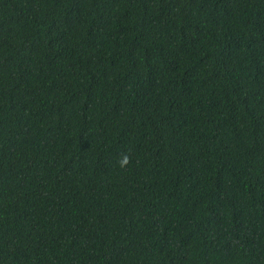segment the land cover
I'll use <instances>...</instances> for the list:
<instances>
[{
	"label": "trees",
	"instance_id": "obj_1",
	"mask_svg": "<svg viewBox=\"0 0 264 264\" xmlns=\"http://www.w3.org/2000/svg\"><path fill=\"white\" fill-rule=\"evenodd\" d=\"M0 264H264V0H0Z\"/></svg>",
	"mask_w": 264,
	"mask_h": 264
},
{
	"label": "clouds",
	"instance_id": "obj_2",
	"mask_svg": "<svg viewBox=\"0 0 264 264\" xmlns=\"http://www.w3.org/2000/svg\"><path fill=\"white\" fill-rule=\"evenodd\" d=\"M129 157L127 156V155H125L124 156V159H123V161H122V163H121V166L123 167L124 165H126L128 162H129Z\"/></svg>",
	"mask_w": 264,
	"mask_h": 264
}]
</instances>
